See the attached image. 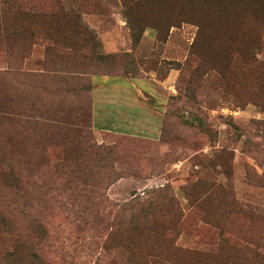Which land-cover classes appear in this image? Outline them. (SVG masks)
Returning <instances> with one entry per match:
<instances>
[{
	"label": "rangeland",
	"instance_id": "1",
	"mask_svg": "<svg viewBox=\"0 0 264 264\" xmlns=\"http://www.w3.org/2000/svg\"><path fill=\"white\" fill-rule=\"evenodd\" d=\"M92 74L166 80L160 139ZM1 219L0 264H264V0H0Z\"/></svg>",
	"mask_w": 264,
	"mask_h": 264
},
{
	"label": "crops",
	"instance_id": "2",
	"mask_svg": "<svg viewBox=\"0 0 264 264\" xmlns=\"http://www.w3.org/2000/svg\"><path fill=\"white\" fill-rule=\"evenodd\" d=\"M90 81L93 84L91 122L98 136L107 132L126 137L160 139L164 111L157 100L163 87H167L166 80L92 74Z\"/></svg>",
	"mask_w": 264,
	"mask_h": 264
},
{
	"label": "trees",
	"instance_id": "3",
	"mask_svg": "<svg viewBox=\"0 0 264 264\" xmlns=\"http://www.w3.org/2000/svg\"><path fill=\"white\" fill-rule=\"evenodd\" d=\"M137 216H138L137 211L133 210L132 215H130V219H129V223H128L129 226L132 225L133 227L137 228V226L135 225L136 222H137V219H136ZM32 225L35 227V229L37 231L40 230L41 233L46 234L45 232H43L44 229H43V226H42L41 222L36 220L35 222H32ZM14 228H15L14 224L12 222H10L9 220H4V219L0 220V229H1L2 232L6 233V234H14V232H12ZM15 244H25V241L21 240V239H17V240L14 241V245ZM30 245L31 246H36V244H30Z\"/></svg>",
	"mask_w": 264,
	"mask_h": 264
}]
</instances>
